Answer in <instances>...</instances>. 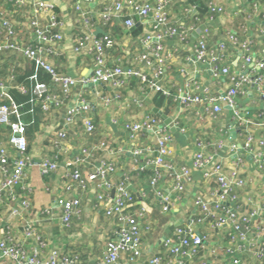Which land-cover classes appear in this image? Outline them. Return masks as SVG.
Instances as JSON below:
<instances>
[{
	"label": "crops",
	"instance_id": "obj_1",
	"mask_svg": "<svg viewBox=\"0 0 264 264\" xmlns=\"http://www.w3.org/2000/svg\"><path fill=\"white\" fill-rule=\"evenodd\" d=\"M40 1L49 3L52 8L50 11H38L37 21L42 26L48 25L51 22L50 14L54 15L58 24L53 32L62 35V40L53 45L54 52L47 54V61L61 74L80 78L91 76L92 55L88 52L76 53L73 48L76 36L85 32L84 24L79 20V13L75 9L76 0ZM117 1L122 4V19L111 16L104 20L101 14L111 12ZM157 1L159 0H93L82 3V10L92 24L89 26L91 34L96 37L108 34L115 39L114 46L106 49L109 63L133 66L143 73L151 70L144 62L138 63L135 58L143 50L142 38L150 31L152 18L132 14L130 4H155ZM214 1L222 11L209 19L204 0H167L168 21L172 25L183 27L186 34L184 39L167 37L162 43L164 71L156 82L168 94L164 91L157 92L168 100L155 101L157 92L148 93L144 84L132 77L133 79L119 87L98 83L91 87L75 86L60 107L50 105L31 142L25 177L14 186L17 195H25L29 200V207L21 212L19 209L18 214L14 215L10 206L15 203L6 198L0 201V239L8 234L29 249L39 238L45 242L43 253L56 250L61 254L77 256L76 264H96L103 255L105 244L110 240H118L117 221L105 216L97 194L114 196L115 185L126 179L133 194V203L127 212L138 216L141 233L142 255L133 264H147L156 254L166 260L168 255L162 241L167 237L175 238L174 232L178 226L191 225L198 213L193 204L194 197L200 196L212 201L219 195L214 182H206L200 171L192 169V157L199 150L244 180V184L237 189V203L242 211H249L262 204L264 157L257 156L256 152L264 151L258 144L259 140L264 141V126L261 125L264 120V99L257 89L255 78L264 76V71L258 66V59L246 63L242 54L231 45L226 47L224 60L211 62L194 59V47L203 29L208 27L207 45L210 49L217 52V45L225 41L228 34H234L239 38H248L252 42V55L258 58L264 47V0ZM32 10L33 2L27 0H0V43L5 42L3 21H9L13 25V41L16 43L27 45L34 41L29 24ZM129 17L133 24L127 27L124 20ZM225 66L229 68V73L220 71ZM39 70L34 62L21 53L0 48L2 81H8L11 73L31 78ZM230 74L248 76V81L237 94L234 109L223 106L213 117L206 112V105L185 109L173 98V94L185 83L195 93L202 94L204 90L217 94L224 92L230 84ZM113 93L119 94V100L106 103L104 97ZM78 95L88 104V110L77 116L67 128L61 148L55 147L51 143L53 134L61 128L66 105ZM160 113L169 117L170 121L166 123ZM144 115L156 118L160 132L170 135L169 154L165 156V166L161 168L162 177L154 187L149 184L148 176L140 175V162H136L132 149L135 144L144 147L139 161L155 156L156 134L144 130L131 138L129 131L121 123L141 122ZM85 118H90L94 123L91 133L85 130ZM1 128L3 127L0 126L2 143L6 141L8 132L5 133ZM249 134L255 139L253 151L244 148V140ZM198 141L201 146H198ZM83 146H95L89 162L68 165L69 161L75 160L79 155ZM147 147L153 151L150 152ZM107 149L116 153L110 154ZM45 157L55 159L58 167L43 175L39 161ZM101 161H112L115 165L108 188H100L99 181L91 176ZM75 166L86 178L87 189L81 191L77 185H73L66 192L65 196L80 197V207L71 216L69 225L64 226L61 221L62 207L57 206L55 200L65 192L63 185L69 182L70 172ZM179 166L189 167L191 171L183 190L176 192L172 189L170 174L172 169ZM160 192L171 198L167 211L162 210L157 198ZM223 205L231 206L232 203L226 201ZM193 227L200 235L207 237V242L192 257L191 263L233 264L232 258L224 251L225 238L221 230L212 229L206 224H195ZM249 238L260 242L264 240V232L261 237H256L251 232ZM123 256L127 258L128 253ZM239 256L242 264H264L250 259L243 252ZM0 264L13 263L8 258H3Z\"/></svg>",
	"mask_w": 264,
	"mask_h": 264
},
{
	"label": "built area",
	"instance_id": "obj_2",
	"mask_svg": "<svg viewBox=\"0 0 264 264\" xmlns=\"http://www.w3.org/2000/svg\"><path fill=\"white\" fill-rule=\"evenodd\" d=\"M23 2L24 0H17ZM33 2L32 15L29 20L34 41L27 45H21L13 41L14 29L9 21H3L4 43H0V48H6L21 53L37 67L50 75L51 85L42 82H36L34 93L41 102V107L47 110L50 105L60 107L70 96L71 89L75 86H85L89 83L107 84L112 87H119L125 84L132 77L138 78L149 92H165L167 90L156 82L164 71V59L161 56L162 43L167 37H179L184 39L185 30L179 25H172L167 18V0H159L155 4L150 2L131 3L132 14L140 17H151L150 31L142 38L143 50L136 56L138 63H145L150 67V71L143 73L133 66H122L116 63H109L106 58V49L114 46L115 41L109 35L100 37L93 36L89 31L92 25L86 12L82 10L83 2L93 0H76L75 9L79 13V20L83 22L85 32L77 36L74 40V51L76 53L88 52L92 55L93 74L89 77H75L72 75L61 74L47 61V54L53 53V45L62 40L60 33H54L53 29L57 26V20L51 15V22L42 26L37 21L38 11L51 10L52 5L40 0H27ZM208 10V18L211 19L214 14L220 13L222 8L214 0H204ZM122 4L117 1L111 12L101 14L104 20L113 16L122 19ZM133 24L131 17L124 20V25L130 27ZM209 35L208 27L201 32L199 39L194 47V59L201 62L222 61L225 59L227 45H231L242 54L244 61L250 63L253 59H258V66L264 71V47L260 51L258 58L252 55V42L248 38H239L237 35L228 34L225 41L217 45V52L210 49L207 45ZM215 68L213 69V71ZM222 73H229L228 67L220 69ZM33 77H36L33 75ZM230 84L228 88L219 94L209 90H204L202 94L191 92L188 84L180 87L173 98L185 109L195 105H206V112L210 116L217 115L223 106H229L234 109L236 106V97L241 86L248 81V76L230 74ZM9 81L0 79V125L8 127V133L5 142H0V201L6 198L11 204V213L18 214L29 207V200L25 195H17L14 186L20 183L25 177V169L29 164V154L27 152V141L25 137V126L19 121H13L11 117H18V105L10 99L6 90L9 87ZM257 89L264 99V76L255 78ZM146 92V93H147ZM119 94L113 93L111 96H105L106 103L113 100H119ZM64 119L61 128L54 133L53 145L60 147L66 138L67 128L70 127L75 118L88 110V104L78 95L73 101L66 105ZM237 114L236 111H234ZM124 129L129 131L131 138L144 130L152 131L156 134L155 156L138 160L143 154V146L135 144L132 153L139 163V169L148 168L152 174L149 178V184L153 187L162 177L161 168L165 166V156L169 154L170 135L161 133L158 127L157 119L150 115H144L141 122H121ZM85 130L91 133L94 130V123L90 118L84 119ZM264 126V120L261 123ZM254 137L249 134L244 140V148L253 151L252 146ZM198 146L201 142L198 141ZM258 144L264 148V141L259 140ZM95 146H83L79 150V155L75 160L69 161L68 165H79L88 163L93 155ZM147 149L151 152L153 149ZM110 154L116 151L107 149ZM257 156L264 157V151H257ZM58 167L55 159L42 158L39 161V168L43 175L54 171ZM192 169L200 171L206 182H214L218 189L217 199L207 201L200 196H195L193 204L198 213L191 225L178 226L175 229V238L167 237L162 241L163 248L167 253L165 260L160 254L153 255L147 264H193L191 263L197 251L204 247L207 237L200 235L195 228L196 225L206 224L212 229H219L224 234V251L232 258L233 264H242L240 253H246L250 259L258 260L264 263V240L257 242L249 238V233L254 232L256 237H261L264 232V201L249 211H242L237 203V189L244 184V180L235 176L225 169L224 165L212 161L210 155L204 154L201 150L197 151L192 157ZM190 168L179 166L172 169L170 174L173 191L180 192L184 188L185 181L189 179ZM115 172V165L112 161H101L94 170L92 178L99 181L100 188H108L109 179ZM73 185H77L81 191L87 189L86 178L75 167L70 172L69 182L63 185L65 192L59 195L55 202L57 206L62 207L61 221L64 226H68L71 216L79 210L80 197L65 196ZM29 190L28 187L25 188ZM23 196V197H22ZM157 198L161 203L163 211H167L170 206L171 198L167 194L158 193ZM97 199L101 202L106 217L116 219L118 229V240H110L105 244L102 257L96 264H133L142 255L140 222L138 216L130 214L127 209L133 203V194L128 181L125 179L115 185V194L110 197L103 193L97 194ZM230 201L231 206L223 205ZM45 211L49 212L48 209ZM261 219L263 221H261ZM33 231V230H31ZM30 235V232H28ZM45 242L37 238L36 243L29 249L23 247L12 236L6 235L0 239V261L8 258L13 264H76L77 256L70 254H61L56 250H50L43 253ZM124 253H128L125 258ZM204 264V262L202 263Z\"/></svg>",
	"mask_w": 264,
	"mask_h": 264
},
{
	"label": "trees",
	"instance_id": "obj_3",
	"mask_svg": "<svg viewBox=\"0 0 264 264\" xmlns=\"http://www.w3.org/2000/svg\"><path fill=\"white\" fill-rule=\"evenodd\" d=\"M196 2H199V0H196ZM204 7L206 9L207 6L205 5ZM203 10L204 8L202 7V11ZM81 35L82 34H79L78 36H81ZM110 38L112 37L110 36ZM113 40L115 41V39ZM34 75L36 77H33L32 75L31 78L29 77L27 78L25 75L18 77L14 75L13 73L9 74L8 76V81L10 82V84L7 90V94L9 95L10 99L13 100V102L16 105H18V114H19L18 117L13 115L11 119L13 121L19 120L25 126L27 152H29L30 145L34 138V135L39 129L43 115H45V112L49 109L48 108L47 110H44L41 107V102L38 99L37 95L34 93L33 89H34V85L36 82H42V83L51 85L50 75L42 69L37 71L36 74ZM158 100L161 102H164L168 99H166V97L163 96L161 93L157 92V94L155 95V101H158ZM0 126L3 127L1 128L2 131L4 130L5 133L8 132V127H4L2 125ZM53 137H54V134H53ZM53 137L51 139L52 144H53L52 142ZM140 173H141L140 175H146L149 178L152 174L151 170L148 168L140 170ZM226 239L227 238H225V240Z\"/></svg>",
	"mask_w": 264,
	"mask_h": 264
},
{
	"label": "water",
	"instance_id": "obj_4",
	"mask_svg": "<svg viewBox=\"0 0 264 264\" xmlns=\"http://www.w3.org/2000/svg\"><path fill=\"white\" fill-rule=\"evenodd\" d=\"M31 73H28V75H30ZM90 74H92V72H90ZM92 84L93 83H89V84H87L89 87H91L92 86ZM98 84H100V85H102V83H98ZM160 116L163 118V120L167 123V122H169L170 121V118L169 117H167V116H165V115H163V114H161L160 113Z\"/></svg>",
	"mask_w": 264,
	"mask_h": 264
}]
</instances>
